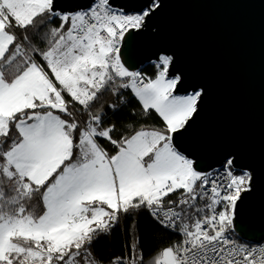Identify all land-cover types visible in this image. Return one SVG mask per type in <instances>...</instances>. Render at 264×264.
<instances>
[{
    "label": "snow or ice",
    "instance_id": "1",
    "mask_svg": "<svg viewBox=\"0 0 264 264\" xmlns=\"http://www.w3.org/2000/svg\"><path fill=\"white\" fill-rule=\"evenodd\" d=\"M160 7L0 0V264H102L95 242L144 212L178 239L146 254L130 233L108 264H264V238H233L253 172L234 154L202 168L174 142L205 90L175 94L167 52L151 76L122 59ZM129 105V122L109 118Z\"/></svg>",
    "mask_w": 264,
    "mask_h": 264
},
{
    "label": "water",
    "instance_id": "2",
    "mask_svg": "<svg viewBox=\"0 0 264 264\" xmlns=\"http://www.w3.org/2000/svg\"><path fill=\"white\" fill-rule=\"evenodd\" d=\"M66 6L88 0H61ZM125 11L148 0H115ZM122 59L135 70L161 52L174 58L182 76L177 95L206 92L194 122L174 142L202 168L234 154L253 172V188L237 203L236 232L264 238V0H161L144 28L122 45Z\"/></svg>",
    "mask_w": 264,
    "mask_h": 264
},
{
    "label": "trees",
    "instance_id": "3",
    "mask_svg": "<svg viewBox=\"0 0 264 264\" xmlns=\"http://www.w3.org/2000/svg\"><path fill=\"white\" fill-rule=\"evenodd\" d=\"M153 63H147L139 70L151 76L154 71ZM110 99L115 98L111 97ZM135 103L136 102L133 101V105ZM131 109L132 105H129L128 107L122 108V110L115 115L111 112H109L108 115L112 121L121 125L132 119L130 115ZM147 123L151 126L159 127L162 122L153 112ZM36 211L39 212V208H37ZM133 232L138 236L140 248L146 254L163 248L178 238L173 232L165 231L163 228L159 227L153 222L152 218L144 212L132 218L122 219L111 234L98 239L94 244L96 258L99 259L102 264H108V261L114 256H120L122 254L127 255L126 246L131 242L130 233Z\"/></svg>",
    "mask_w": 264,
    "mask_h": 264
},
{
    "label": "built area",
    "instance_id": "4",
    "mask_svg": "<svg viewBox=\"0 0 264 264\" xmlns=\"http://www.w3.org/2000/svg\"><path fill=\"white\" fill-rule=\"evenodd\" d=\"M133 12V11H132ZM136 12V11H134ZM220 166V165H219ZM219 166H215L214 168H219ZM233 238L238 240L239 242H244L246 239H244L243 237H241L237 232H235L233 234ZM178 239V238H177ZM176 241V240H175ZM249 241V240H248Z\"/></svg>",
    "mask_w": 264,
    "mask_h": 264
}]
</instances>
